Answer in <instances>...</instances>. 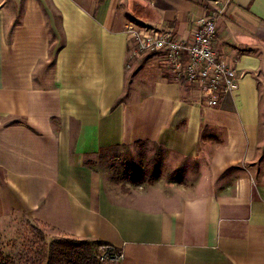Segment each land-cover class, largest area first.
Instances as JSON below:
<instances>
[{"label":"crops","instance_id":"1","mask_svg":"<svg viewBox=\"0 0 264 264\" xmlns=\"http://www.w3.org/2000/svg\"><path fill=\"white\" fill-rule=\"evenodd\" d=\"M223 1L238 88L208 108L124 29L189 39L209 0H0V230L24 217L120 264H264V0ZM138 143L171 170L112 181L99 159Z\"/></svg>","mask_w":264,"mask_h":264},{"label":"built area","instance_id":"2","mask_svg":"<svg viewBox=\"0 0 264 264\" xmlns=\"http://www.w3.org/2000/svg\"><path fill=\"white\" fill-rule=\"evenodd\" d=\"M209 12L195 20L189 39L173 34L167 28H155L128 20L130 57L159 54L167 70L176 78L198 87L200 103L212 108L238 88L236 70L218 55L213 48L219 24L226 16L229 2L209 0ZM95 255L102 264H120L125 253L109 243L95 248Z\"/></svg>","mask_w":264,"mask_h":264},{"label":"rangeland","instance_id":"3","mask_svg":"<svg viewBox=\"0 0 264 264\" xmlns=\"http://www.w3.org/2000/svg\"><path fill=\"white\" fill-rule=\"evenodd\" d=\"M155 148L156 145L153 143L139 144L132 148L123 146L114 152L116 155L114 158L108 156L106 159H99V165L113 172L114 176L127 178L128 183L132 182L133 179L147 183L162 173L166 175V169L171 170L172 168L171 164L170 167H167L166 160L160 158V163L157 165L158 167L153 169L154 175H152L150 157ZM125 164L129 168L135 166L137 176L129 177L126 175L124 172ZM13 221L0 230V264H46L48 247L53 239L46 234V230L27 218L22 217ZM64 264L69 263L65 262Z\"/></svg>","mask_w":264,"mask_h":264},{"label":"trees","instance_id":"4","mask_svg":"<svg viewBox=\"0 0 264 264\" xmlns=\"http://www.w3.org/2000/svg\"><path fill=\"white\" fill-rule=\"evenodd\" d=\"M155 145V151L150 157L152 170L158 167L162 153L161 147L157 144ZM128 168L129 166L125 164L124 172H126V175H129V177L137 176V168L135 166H132L127 171ZM152 175H154V170ZM111 179L116 183L120 182V179L114 175L111 176ZM132 182L135 184L141 183L137 179H133ZM101 243L103 242L76 240L66 237L53 239L48 247L46 264H64L65 262L69 264H102L97 259L94 251L96 246Z\"/></svg>","mask_w":264,"mask_h":264}]
</instances>
